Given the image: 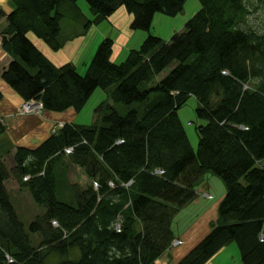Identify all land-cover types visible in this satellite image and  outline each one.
<instances>
[{
	"label": "trees",
	"instance_id": "1",
	"mask_svg": "<svg viewBox=\"0 0 264 264\" xmlns=\"http://www.w3.org/2000/svg\"><path fill=\"white\" fill-rule=\"evenodd\" d=\"M8 1L0 46L10 61L1 78L22 102L76 115L95 89L112 88L113 103L144 105L125 113L101 105L90 124L66 121L34 148L16 146L10 168L0 146V264H155L179 240L172 221L208 171L225 185L215 220L173 264H205L230 242L242 264H264V32L239 26L248 0H199L168 40L150 32L153 15L175 16L186 0H85L91 18L78 0ZM122 6L129 27L147 35L120 62L110 58L113 39L102 38L83 74L70 62L53 64L28 35L56 51L63 18L86 29ZM190 97L201 120L196 148L178 114ZM63 158L86 177L70 185L68 199L54 172ZM9 178L44 209L27 226Z\"/></svg>",
	"mask_w": 264,
	"mask_h": 264
},
{
	"label": "rangeland",
	"instance_id": "2",
	"mask_svg": "<svg viewBox=\"0 0 264 264\" xmlns=\"http://www.w3.org/2000/svg\"><path fill=\"white\" fill-rule=\"evenodd\" d=\"M246 3L248 6L247 9H249V12L245 15L244 20L241 23H239V26L244 29H253L258 32H264V0H248ZM77 5L80 7L81 12H83L84 16H86L87 18L92 17V13L85 0H78ZM199 8H200L199 0H186L183 5L182 11H180V13H178L175 16H167L163 13L156 12L153 15L152 22L150 23L151 24L150 32L153 33L154 35L161 37L164 40H168L172 36V33L179 32V31L181 32V30H183L185 22L191 19V17L196 13V11L199 10ZM3 18L4 17H0V40L3 35L2 29L5 26V21ZM68 21H70L68 18H63L61 20L62 32H61L60 38H62L65 35L64 25H66ZM103 28L104 27H101V29ZM103 32H106V31H103ZM144 32L146 36L147 32L143 31L142 33ZM28 35L34 37V34L32 32H30ZM111 35L114 36L113 32ZM98 38L100 37L95 38L93 36L92 41H94V44H97V42L101 40ZM135 40L136 38H132L130 44H133ZM86 44L92 45V42L90 41L89 43H86ZM56 52H59V50ZM80 53H81L80 54L81 57L88 58L87 59L88 61L92 57V55H90L91 52L88 54L87 51L84 52L82 50ZM0 55H1V52H0ZM116 62H120V59H118ZM76 67L79 73L81 74L84 73L85 68L83 66V63H79L78 65H76ZM3 68H4L3 62L1 61L0 62V72L2 71ZM111 89L112 88H109V90L108 89L104 90L101 88L95 89V91L92 93V95L89 97V99L84 104L81 111L75 115L76 116L75 122L80 123V124L92 123L94 120V115H95V119H98L99 115L98 113H95V112L99 109L101 105L104 106L103 108L104 112L106 111L107 106L110 104H112L113 107L116 108L117 111L121 113H125L129 109H132V108L142 109L144 105L142 102L132 103V104H123L120 102L113 103V101L110 100L111 99L110 98ZM196 104L197 102L195 100V97L194 98L190 97L183 106L179 107V110H178L179 117L189 137L188 139L191 142L192 147L194 148L197 147L196 126L200 124L201 122L200 119L196 118V114H195ZM17 114L21 118L30 119V121H32L34 125H38L37 124L38 120L41 121L42 119L43 120L46 119L43 113L22 114L17 111ZM46 122L49 123L50 126L45 134H47L48 132H50L51 134L54 131H56L60 125H63L66 122V120L59 119L52 123L49 121H46ZM0 146L2 149L1 151L4 154V160L7 166L9 168L12 167L13 161H12L11 154L13 152V149L17 145L15 144L11 145V144H7V142L0 141ZM54 172L57 178L58 194L63 199H68L71 197V186L70 185L72 183L73 184L77 183L81 185L86 182V177L84 176L82 170L78 169L75 166L66 164V160L64 158L54 160ZM220 179L221 178H219L218 176L208 171L204 174V176L198 183V186H201L204 192L210 193L211 197L210 199L205 198L203 195H200L201 197L200 196L197 197V199L201 203H199V206L197 207V211H193L189 215V217H192L193 222L190 223L191 226L187 230V233H188L187 235H190V232H194L199 229L201 225L200 223H202V220H201L202 217L201 216L198 217V214L203 213L204 215V212H207L208 209L209 211H211V208L215 207L216 204L219 202V200L224 195L225 185H224V182ZM6 186H7L9 196H10V200L13 203L19 218L25 223L26 226L32 219L36 218L37 216L42 215V213L44 212L43 207L36 205L31 199L28 193V190L24 187H21L20 184H18L15 179L9 178L6 182ZM192 203H193V206H195V203L194 202ZM213 209L215 211V208ZM181 215L182 214L179 213L178 217H180ZM187 226H189L188 223H187ZM33 239L35 242L39 241L38 236H34ZM179 244L180 242L173 246L176 247V245H179ZM228 245L229 247L223 252V254L215 258L214 261L219 262V263L220 261L226 262L223 264H242L240 260V255L238 254L239 251H238L236 244L230 242L228 243ZM235 259H237V261Z\"/></svg>",
	"mask_w": 264,
	"mask_h": 264
},
{
	"label": "crops",
	"instance_id": "3",
	"mask_svg": "<svg viewBox=\"0 0 264 264\" xmlns=\"http://www.w3.org/2000/svg\"><path fill=\"white\" fill-rule=\"evenodd\" d=\"M0 8L8 13L11 9L10 2L8 0H0ZM5 21V18H3ZM132 16L126 12L124 7H119L115 12L109 15L104 21L99 24H91L88 28L83 29L80 23L76 21H68L64 25L65 35L62 37L63 44L58 49L59 52H56L48 47L42 40L31 36L32 41L37 46V48L55 65L60 66L65 63H72L75 66L79 63H83L84 68L86 67V62L88 63V58L81 57V51H87L90 55H93V52L97 44H94L93 36L98 39L105 37L112 38L114 41L113 50L111 54V60L117 61L125 57L129 49L137 48L142 40L145 38V32L141 30H132L129 27ZM4 24V23H3ZM101 27H104L101 29ZM113 30V31H112ZM106 31V32H103ZM114 34L112 36L111 34ZM108 33V34H107ZM136 38L133 44L131 39ZM92 42V45H87L86 43ZM98 43V42H97ZM94 44V45H93ZM0 62H3V67H6L10 61V57L3 52L0 46ZM58 53V54H57ZM57 54V55H55ZM90 57V56H89ZM5 61V62H4ZM3 70V69H2ZM2 72V71H1ZM0 72V117L2 124L5 126V131L0 136V141L7 142V144H15L17 146L22 145L28 148H34L37 146L44 138L50 135V132L47 134L50 124L49 122H54L56 120H66L71 121L76 119L75 113L72 110H66L61 113H55L50 111H44L43 115L46 119L37 121L38 125H34L32 121L28 118H21L18 116L17 111L22 103L20 97L2 80ZM75 117V118H74ZM95 119V115H94ZM46 120V121H45ZM45 134V135H44ZM13 148V147H12ZM15 148L11 155H13ZM77 167V166H76ZM80 169L79 167H77ZM81 170V169H80ZM73 184V183H72ZM7 187V186H6ZM199 194L204 192L201 186L197 188ZM201 195V194H200ZM190 202L188 205L180 209L177 215L172 221V229L176 234L175 238L181 240L179 245H176L170 252H165L162 256L156 260L155 264H173L178 261L182 255L187 253L194 244H197L205 233L208 232L211 222H214L215 211L212 207L211 211L209 209L207 212L199 213L198 217L201 216L202 223L197 231L190 232V235H187V230L190 228V223L193 222L192 217H189L191 212L197 211L199 203H201L197 197ZM211 196V195H210ZM201 197V196H200ZM204 198V197H203ZM206 198V197H205ZM210 199V198H209ZM213 209V210H212ZM179 213L182 214L180 217ZM197 213V212H196ZM209 214V215H208ZM197 217V218H198ZM198 221V220H197ZM187 223L189 226H187ZM195 226V225H194ZM229 247L225 245L218 253L214 254L212 258L207 261L205 264H223L224 261L215 262V258L223 254V252ZM237 261V259H235ZM228 262V261H227Z\"/></svg>",
	"mask_w": 264,
	"mask_h": 264
},
{
	"label": "built area",
	"instance_id": "4",
	"mask_svg": "<svg viewBox=\"0 0 264 264\" xmlns=\"http://www.w3.org/2000/svg\"><path fill=\"white\" fill-rule=\"evenodd\" d=\"M42 111H43L42 104L38 101H35V100L23 101L19 107V110H18V112H20L22 114L42 113ZM71 150H72V148L68 147L65 149V152L69 153ZM158 172H160V171H158ZM129 183H126V184H129ZM94 185H96V183H94ZM203 195L205 197H209L208 193H203ZM52 223L56 225V223L54 221ZM177 243H179V240H174L172 242V246L177 244Z\"/></svg>",
	"mask_w": 264,
	"mask_h": 264
},
{
	"label": "bare ground",
	"instance_id": "5",
	"mask_svg": "<svg viewBox=\"0 0 264 264\" xmlns=\"http://www.w3.org/2000/svg\"><path fill=\"white\" fill-rule=\"evenodd\" d=\"M197 195H200L199 192H198V190H196V196H197Z\"/></svg>",
	"mask_w": 264,
	"mask_h": 264
}]
</instances>
